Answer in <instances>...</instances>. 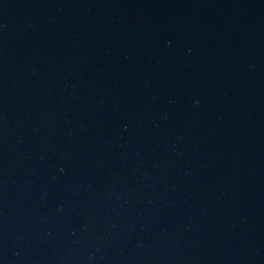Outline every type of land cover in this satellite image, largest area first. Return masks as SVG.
Wrapping results in <instances>:
<instances>
[{"label":"water","instance_id":"1","mask_svg":"<svg viewBox=\"0 0 264 264\" xmlns=\"http://www.w3.org/2000/svg\"><path fill=\"white\" fill-rule=\"evenodd\" d=\"M0 264H264V0H0Z\"/></svg>","mask_w":264,"mask_h":264}]
</instances>
